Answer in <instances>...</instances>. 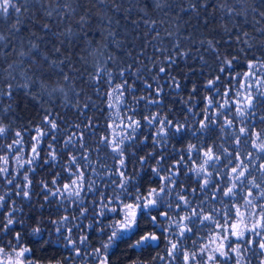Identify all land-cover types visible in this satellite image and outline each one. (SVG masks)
<instances>
[{
	"label": "snow or ice",
	"instance_id": "1",
	"mask_svg": "<svg viewBox=\"0 0 264 264\" xmlns=\"http://www.w3.org/2000/svg\"><path fill=\"white\" fill-rule=\"evenodd\" d=\"M28 237L47 264H264V0H0V264H43Z\"/></svg>",
	"mask_w": 264,
	"mask_h": 264
},
{
	"label": "trees",
	"instance_id": "2",
	"mask_svg": "<svg viewBox=\"0 0 264 264\" xmlns=\"http://www.w3.org/2000/svg\"><path fill=\"white\" fill-rule=\"evenodd\" d=\"M133 15L135 16L136 13H133ZM156 18L159 19V16L157 15ZM191 23L192 25H195L196 21L192 20ZM125 25H126V21L123 20V18H121L120 27H119V31L121 33L125 31ZM220 30L221 28L218 23L210 21L207 29H205L204 26L201 25L200 31L196 33V36L197 37L210 36L218 33ZM127 32H128L129 44L131 46L130 50L140 49L143 41L135 38V33L133 32L130 25L127 27ZM25 35H27V33H25ZM217 38L219 37L217 36ZM52 43H55V41L53 40ZM221 50L224 51L223 47ZM150 52H151V48L148 49L146 55ZM133 54L135 55V52H133ZM77 67H79V64H77ZM187 71H188V67H186L183 64H181L180 67L177 69L178 74L181 76H183L184 73H186ZM192 84H198V85L201 84V78L199 77L198 73L192 74L191 78L187 80L186 87L190 88ZM17 101H18L17 112L19 113V116L22 118V122L25 124H27L29 120L36 122L38 108L33 104V102L27 101L26 103L21 97H18ZM176 107L177 109H179L178 105ZM90 115L96 117L98 114L90 113ZM68 118L69 119L74 118L73 113L71 111L68 112ZM100 122L101 123L103 122V117H100ZM41 175L45 176L47 175V173L45 172L42 173ZM151 227L152 226L148 223L147 220L140 221V231H144ZM27 242L33 248V254L35 258L41 262H47L51 259H56L61 256V251H62L61 249L54 248L51 245L49 246L42 245L39 243V238L37 237H28ZM153 253L154 251H152V249H148L147 251L140 253L138 255V252L136 250H129L127 248V243L125 242V243H119L118 246L113 249L111 259L113 264H127V261L132 259H140L146 262L152 257Z\"/></svg>",
	"mask_w": 264,
	"mask_h": 264
},
{
	"label": "flooded vegetation",
	"instance_id": "3",
	"mask_svg": "<svg viewBox=\"0 0 264 264\" xmlns=\"http://www.w3.org/2000/svg\"><path fill=\"white\" fill-rule=\"evenodd\" d=\"M163 247V243L161 244V248ZM154 251V250H152ZM155 253L152 254V256L154 255ZM151 260V258L149 260H147L146 262H149ZM43 264H47V262H43ZM157 264H160V262H157Z\"/></svg>",
	"mask_w": 264,
	"mask_h": 264
}]
</instances>
